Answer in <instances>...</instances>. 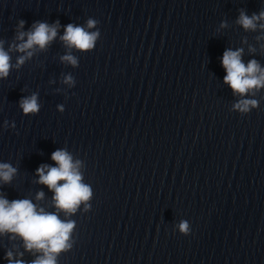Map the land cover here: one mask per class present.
<instances>
[{"label": "clouds", "instance_id": "obj_1", "mask_svg": "<svg viewBox=\"0 0 264 264\" xmlns=\"http://www.w3.org/2000/svg\"><path fill=\"white\" fill-rule=\"evenodd\" d=\"M264 20V12L259 15L253 14L251 17L244 12L240 13L238 23L245 30H255L257 21ZM24 21L20 20L18 29L24 27ZM97 21L89 19L87 29L96 26ZM224 27L225 25H221ZM59 22L49 25L45 22H38L33 25L29 32L18 30L17 39L22 43L16 45L15 50L21 53L26 52V56H20L17 66L22 65L33 53L29 51L38 46L41 50L57 37ZM264 28V24L260 25ZM83 26L69 23L65 26L64 34L60 37L61 41L70 48L80 51L92 50L95 46L100 33L99 31H88ZM25 36L27 39L25 40ZM243 49H226L222 56V66L226 72L224 82L230 86L234 94L244 97L248 93L255 94L254 90L264 88V69L260 67L256 60H251L245 65L242 61ZM8 52L3 49L0 42V78H6L12 67ZM62 60L77 65V59L72 55H65ZM65 83H72V77L65 78ZM20 107L25 114L37 113L39 104L35 94L30 97L22 98ZM258 107L255 99H241L233 105L234 110L240 113H248L252 108ZM62 110V109H61ZM51 159L56 166L41 165L36 173L39 177L38 183L47 186L54 193L53 201L58 211H63L65 215L74 214L83 203L87 211L91 205L88 201L92 198V189L83 183V177L79 171L80 161L73 162L71 154L64 149H57L52 153ZM16 169L7 163H0V180L10 183ZM44 193H37L36 199H43ZM181 233L188 235L190 228L187 222L179 224ZM75 228V222L62 220L56 212H46L43 208H38L29 199H15L9 201L0 197V234L12 233L21 237L25 248L28 251L35 250L42 253L32 264H57V257L61 252L71 248L69 243L71 234ZM9 264H23L22 261L11 260L12 253L8 252Z\"/></svg>", "mask_w": 264, "mask_h": 264}]
</instances>
